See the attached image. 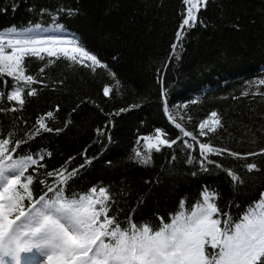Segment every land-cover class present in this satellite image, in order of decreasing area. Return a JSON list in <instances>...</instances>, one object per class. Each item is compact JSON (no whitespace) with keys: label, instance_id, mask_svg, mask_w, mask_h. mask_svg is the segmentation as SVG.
<instances>
[{"label":"trees","instance_id":"trees-1","mask_svg":"<svg viewBox=\"0 0 264 264\" xmlns=\"http://www.w3.org/2000/svg\"><path fill=\"white\" fill-rule=\"evenodd\" d=\"M185 8L183 0H0V31L61 26L107 66L93 70L42 54L43 61L26 58L25 74L37 82L25 85L0 75V139L11 141L12 157L37 160L25 173L33 175V200L49 186L61 187L65 199L104 187L111 196L109 214L122 228L131 216L137 226L153 230L160 218L171 221L182 200L189 211L205 189L217 194L213 202L222 220L223 213L239 220L260 200L264 155L245 154L264 148V86L256 83L264 79V0H209L198 13L202 23L186 30L173 54ZM105 85L112 88L107 97ZM14 86L23 88L22 107L7 99ZM32 89L36 95L29 96ZM212 111L222 126L200 136L198 125ZM41 117L53 131H37ZM156 129L162 139L177 142L150 148ZM200 143L240 158L208 154L215 163L202 167ZM251 163L257 168L250 172ZM73 169L76 174L63 185L61 176L47 175L61 170L66 176ZM48 195L55 197V191ZM29 203L24 201L26 208Z\"/></svg>","mask_w":264,"mask_h":264},{"label":"snow or ice","instance_id":"snow-or-ice-1","mask_svg":"<svg viewBox=\"0 0 264 264\" xmlns=\"http://www.w3.org/2000/svg\"><path fill=\"white\" fill-rule=\"evenodd\" d=\"M183 3L186 6L185 15L176 32L173 54L186 30L198 22L202 23L198 13L202 8H207L209 0H183ZM68 14L74 15L75 11L68 9ZM42 54L56 59L63 57L87 67H107L96 55L81 46L77 37L44 41L0 34V75L6 74L25 85L35 83L37 80L33 75L25 74L26 58L35 57L43 61L45 56ZM39 71L43 73L45 69L42 67ZM256 83L264 86V79ZM111 92L112 88L105 85L103 95L107 97ZM27 94L36 95V90L32 89ZM7 99L18 102L22 107L25 103L23 88L14 86ZM46 115L53 118L54 113L48 112ZM37 123V131H53L47 127L44 117ZM221 126L218 113L212 111L198 125L199 135L207 136ZM176 127L181 128V125L176 124ZM163 135L161 129H156V145L149 147L159 151L160 145L171 147L177 142L162 139ZM184 136L196 140L192 132L184 131ZM10 143L9 139H0V253L18 257L19 252L30 250L35 245L47 250L48 264H264V193L237 221L228 218L227 213L222 214L225 217L222 220L221 210L213 202L217 194L213 192L210 195L205 189L201 193V200L189 211L184 210L182 200L181 210L170 222H163V218H160L162 224L158 230H153L148 224L137 226L131 216L127 220L128 227L122 228L118 217L109 214L111 196L104 187L99 188V197L95 196L97 189L93 187L88 194L77 199H65L61 187L53 189L49 186L44 194L33 200V175L25 173L29 163L36 165L37 160L31 156L13 159L7 148ZM19 143L21 141H16L17 145ZM184 143L192 148L188 141ZM199 148L203 157L200 161L202 167L205 161L215 163L208 160V154L227 153L240 158L239 153L226 148L217 149L210 143H200ZM11 151L15 152L16 149L12 148ZM135 155L141 157L139 151ZM256 155H264V148L258 153H246L245 158ZM150 158H144L142 162L148 163ZM246 168L251 172L257 165L247 164ZM76 171L73 169L65 176L61 170H57L47 175L61 176L58 185H63ZM227 172L234 182H240V177L231 169ZM54 191L55 197L50 198L48 194ZM25 200L30 202L27 208ZM21 237L26 239L22 240Z\"/></svg>","mask_w":264,"mask_h":264},{"label":"rangeland","instance_id":"rangeland-1","mask_svg":"<svg viewBox=\"0 0 264 264\" xmlns=\"http://www.w3.org/2000/svg\"><path fill=\"white\" fill-rule=\"evenodd\" d=\"M0 34L6 36L19 37L21 39L44 40V41H48L49 39H54V38L69 39L73 37L61 27H56V26H49V27L33 26L25 29H10L6 31H0ZM205 131H207V129H205ZM151 144L156 145V136L154 137V139H151ZM13 159H21V158L13 157ZM99 195H100L99 191L97 190L95 196L99 197ZM21 252H19V254H21Z\"/></svg>","mask_w":264,"mask_h":264},{"label":"bare ground","instance_id":"bare-ground-1","mask_svg":"<svg viewBox=\"0 0 264 264\" xmlns=\"http://www.w3.org/2000/svg\"><path fill=\"white\" fill-rule=\"evenodd\" d=\"M21 239L23 240L25 237H21ZM46 252V249H40L32 245L30 250L22 251L19 255L25 261V264H48ZM2 254L3 253H0V256H2Z\"/></svg>","mask_w":264,"mask_h":264}]
</instances>
